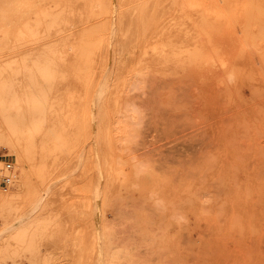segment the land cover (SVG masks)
<instances>
[{
  "label": "rangeland",
  "instance_id": "374dc122",
  "mask_svg": "<svg viewBox=\"0 0 264 264\" xmlns=\"http://www.w3.org/2000/svg\"><path fill=\"white\" fill-rule=\"evenodd\" d=\"M135 1L0 0V264H264V0Z\"/></svg>",
  "mask_w": 264,
  "mask_h": 264
},
{
  "label": "bare ground",
  "instance_id": "6f19581e",
  "mask_svg": "<svg viewBox=\"0 0 264 264\" xmlns=\"http://www.w3.org/2000/svg\"><path fill=\"white\" fill-rule=\"evenodd\" d=\"M101 1V0H100ZM112 1V0H111ZM116 1V0H115ZM119 1H121V0H119ZM124 1V0H123ZM135 1V0H134ZM138 1V0H137ZM143 1V0H142ZM142 1H140V2H142ZM158 0H150L149 1V4H151V5H149V4H147V5H149V7H148V11L146 12V14L145 15H147V13H149V14H151V16L153 17H158L159 15L161 16L162 15V12H161V10L162 9H159L158 7H157V3L154 5V3L155 2H157ZM128 2V1H127ZM130 2V1H129ZM128 2V3H129ZM136 2V1H135ZM134 2V3H135ZM159 2V1H158ZM160 2H161V0H160ZM164 2V1H163ZM123 3V2H122ZM133 3V2H132ZM132 3H131V5H132ZM137 3H139V2H136V4ZM162 3V2H161ZM78 4V3H77ZM104 4V3H103ZM112 4V3H111ZM118 4H119V2H118ZM124 4V3H123ZM114 5H115V3H114ZM113 5V6H114ZM160 5V4H159ZM91 6V5H90ZM100 6V5H99ZM120 6H121V4H120ZM123 6V5H122ZM122 6H121V8H122ZM128 6V5H127ZM143 6V5H142ZM141 6V8H143ZM77 7V6H76ZM103 7H104V5H103ZM102 7V8H103ZM116 7V6H115ZM124 7V6H123ZM126 7V6H125ZM120 8V9H121ZM132 8V7H131ZM141 8H139L140 9V11H142L143 12V10H141ZM89 9V8H88ZM90 9H92V8H90ZM134 9V8H133ZM144 9V8H143ZM113 10H115L114 8H113ZM119 10V9H118ZM103 11V10H102ZM139 11V13H141ZM103 12H105V11H103ZM90 13V12H89ZM98 13H100V12H98ZM125 13V12H124ZM104 14V13H103ZM110 14V13H109ZM108 14V15H109ZM135 14V13H134ZM148 14V15H149ZM127 15V14H126ZM139 15V14H138ZM114 16V15H113ZM144 16V15H143ZM150 16V15H149ZM148 16V17H149ZM159 16V17H160ZM93 17V16H92ZM96 17V16H95ZM99 17V16H98ZM103 17V16H102ZM111 17V16H110ZM122 17H123V15H122ZM135 17V16H134ZM113 18V17H112ZM117 18V17H116ZM136 18H137V16H136ZM98 20H99V18H97ZM102 19V18H101ZM115 19V18H114ZM128 19H129V17H128ZM141 19V18H140ZM144 19H147V21H148V18H145L144 17ZM143 19V20H144ZM150 19V18H149ZM152 19V18H151ZM157 19V18H156ZM113 20V19H112ZM118 20V19H117ZM124 20V19H123ZM96 21V20H95ZM108 21V20H107ZM139 21V20H138ZM146 21V20H145ZM93 22H94V20H93ZM104 22V21H103ZM133 22V21H132ZM159 22V21H158ZM112 23H114V21L112 22ZM163 23V22H162ZM162 23H161V21L159 22V23H156V26H157V29L158 28H164L163 27V25H162ZM98 24V23H97ZM100 24V23H99ZM103 24V23H102ZM106 24V23H105ZM119 24L121 25V23L119 22ZM119 24H118V26H119ZM127 24H128V21H127ZM137 24V23H136ZM143 25H144V23H142ZM160 24V25H159ZM94 25H96L95 23H94ZM104 25V24H103ZM115 25V24H114ZM113 25V26H114ZM129 25H130V23H129ZM145 25H147L146 23H145ZM144 25V26H145ZM162 25V27H160ZM85 26V25H84ZM96 26H98V25H96ZM100 26V25H99ZM117 26V27H118ZM127 26V25H126ZM137 26V25H136ZM91 27H95V26H91ZM106 27V26H105ZM122 27H123V24H122ZM127 27H129V26H127ZM154 27V26H153ZM89 28V27H88ZM101 28V27H100ZM107 28V27H106ZM105 28V30H107ZM111 28V27H110ZM110 28H109V30H110ZM113 28V27H112ZM111 28V29H112ZM141 28V27H140ZM96 29H98V28H96ZM115 29V28H114ZM123 29V28H122ZM152 29V28H151ZM156 29V30H157ZM165 29V28H164ZM163 29V30H164ZM82 30H83V28H82ZM88 31H91L90 29H87ZM86 30V31H87ZM93 30V29H92ZM104 30V31H105ZM139 30V29H138ZM143 30H145L144 28L142 29V31ZM163 30L161 31V29H160V31L161 32H163ZM108 31V30H107ZM126 31H127V28H126ZM136 31V30H135ZM139 31H141V30H139ZM85 32V31H84ZM93 32V31H92ZM102 32H103V30H102ZM109 32V31H108ZM158 32H159V29H158ZM158 32H156V36H157V34H158V38L160 37L159 35L161 34V32L160 33H158ZM135 33V32H134ZM92 34V33H91ZM93 34H94V32H93ZM97 34H98V32H97ZM100 34V33H99ZM110 34H111V32H110ZM126 34H127V32H126ZM130 34V33H129ZM85 35V34H84ZM117 35H119V34H117ZM162 35H163V33H162ZM162 35H161V37H162ZM88 36V35H87ZM102 37H103V35H102ZM109 37H113V35L112 36H109ZM122 37V36H121ZM154 37V36H153ZM153 37H151V35H149V33H148V31H146L145 33L143 32V33H136V35H135V37H134V39H133V42L135 43V44H140V45H142V47L140 48L139 47V49L138 50H136V51H134V54H136V56H142V55H145V54H148V52L154 47L155 48V46L157 45V47H159L158 45H161V43L162 42H157L159 39H156L157 37H155V38H153ZM102 39V38H101ZM112 39H114V38H112ZM132 39V38H131ZM155 39V40H154ZM98 40V39H97ZM100 40V39H99ZM110 40V39H109ZM107 41V40H106ZM160 41V40H159ZM86 42H88V41H86ZM100 42H101V40H100ZM112 42V41H111ZM121 42V41H120ZM122 42H123V40H122ZM129 42V41H128ZM164 42V41H163ZM85 43V42H84ZM84 43H82V44H84ZM94 43V42H93ZM107 43H108V41H107ZM106 43V44H107ZM119 43V42H118ZM156 43H159V44H156ZM88 44H90V45H92V43L90 42V43H88ZM87 44V47L89 46ZM102 44V43H101ZM105 44V43H104ZM104 44H103V46H104ZM105 44V45H106ZM120 44V43H119ZM133 44V43H132ZM156 44V45H155ZM85 45V44H84ZM93 45H95V46H93ZM92 46H90V47H88L87 48V50H85L84 52H86L85 53V55L84 54H81L80 55V57H83V59H81V60H83L85 63L84 64H86V63H88V62H96V63H100V62H104V54H105V50L101 47L102 45H100V46H96L97 44L95 43V44H93ZM108 45H110L109 43H108ZM117 45V44H116ZM111 47H113V46H111ZM115 47V46H114ZM136 47H137V45H136ZM136 47H134V48H136ZM110 48V47H109ZM134 48H132V51H133V49ZM107 49V48H106ZM125 49V48H124ZM127 49H128V47H127ZM71 50V49H70ZM112 50H113V48H112ZM111 50V51H112ZM129 50V49H128ZM108 51V50H107ZM121 52V51H120ZM131 52V51H130ZM114 52L112 51V54H113ZM121 54V53H120ZM75 57V56H74ZM80 57H78V59L80 58ZM131 57H133V56H131ZM150 57V56H149ZM109 58V57H108ZM112 58V57H111ZM127 58V57H126ZM77 59V58H76ZM122 59V58H121ZM136 59V58H135ZM141 59V58H140ZM117 60H118V58H117ZM142 60V59H141ZM74 61V60H73ZM130 61H132V59H130ZM81 62V61H80ZM102 62V63H103ZM136 63L137 61H133V63ZM147 62H148V60H147ZM101 63V64H102ZM108 63V62H107ZM122 63L123 62H120V64L122 65ZM126 63V62H125ZM138 63V62H137ZM140 63V62H139ZM75 64H76V62H75ZM89 64V63H88ZM87 64V65H88ZM92 64H94V63H92ZM143 64V63H142ZM98 65V64H97ZM100 65V64H99ZM108 65V64H107ZM120 65V66H121ZM129 65H131V64H129ZM93 66V65H92ZM135 66V65H134ZM137 67H138V65H136ZM146 66H148V65H146ZM100 67V66H99ZM127 67V66H126ZM125 67V68H126ZM89 68V67H88ZM88 68H86V69H88ZM95 68H96V66H95ZM131 68V67H130ZM138 68H140V66L138 67ZM146 68V67H145ZM104 69V68H103ZM144 69V68H143ZM89 70V69H88ZM92 70L93 69H91L90 71L92 72ZM96 70V69H95ZM98 70H100L99 68H98ZM97 70V71H98ZM102 70V69H101ZM100 70V71H101ZM134 70V69H133ZM83 71V70H82ZM85 71V70H84ZM89 71V72H90ZM100 71H98V72H100ZM107 71H108V69H107ZM106 71V72H107ZM117 72H118V70H117ZM121 72V71H120ZM123 72V71H122ZM85 73V72H84ZM94 73V72H93ZM103 73H105V72H103ZM119 73V72H118ZM117 73V74H118ZM124 73V72H123ZM133 73H135V72H133ZM99 74V73H98ZM102 74V73H101ZM105 75V74H104ZM83 76H84V74H83ZM89 76H91V75H89ZM107 76V75H106ZM112 76V75H111ZM100 77V76H99ZM97 78V77H96ZM101 78V77H100ZM105 79H106V77H104ZM122 78V77H121ZM87 80V79H86ZM89 80H90V78H89ZM101 80V79H100ZM98 81V80H97ZM108 81L109 80H107V83H108ZM86 82H88V81H86ZM99 82V81H98ZM110 82V81H109ZM112 83V82H111ZM125 83V82H124ZM105 84V83H104ZM94 85V84H93ZM102 86H103V84H102ZM106 86V85H105ZM98 87H99V85H98ZM104 87V86H103ZM108 87V86H107ZM114 87V86H113ZM89 88H91V86L89 87ZM89 88H87V89H89ZM105 88V87H104ZM104 88H102V90L104 89ZM116 88V87H115ZM119 88V87H118ZM106 90V89H105ZM104 90V91H105ZM109 90V89H108ZM122 90V89H121ZM101 91V90H100ZM91 92V91H90ZM88 93V92H87ZM101 93V92H100ZM106 93H108L107 91H106ZM102 95L104 94V92L103 93H101ZM109 94V93H108ZM118 94V93H117ZM104 95H106V94H104ZM117 97V96H116ZM102 98V97H101ZM105 98V97H104ZM104 102H106V101H104ZM103 104V103H102ZM101 105V104H100ZM111 105V104H110ZM104 107V106H103ZM11 113L9 112V111H7V110H3V109H0V147H3V146H12V143L14 142L13 140L15 139L16 140V138H15V135H14V133H13V131H12V127L10 126V123H9V115H10ZM45 138V137H44ZM42 142H43V145H47L48 143H49V141H48V137H46L44 140L42 139Z\"/></svg>",
  "mask_w": 264,
  "mask_h": 264
},
{
  "label": "built area",
  "instance_id": "2783aa9c",
  "mask_svg": "<svg viewBox=\"0 0 264 264\" xmlns=\"http://www.w3.org/2000/svg\"><path fill=\"white\" fill-rule=\"evenodd\" d=\"M6 169H7L8 171H10V169H11V164L8 163V162L6 163ZM10 180H11V177H10L9 174H7V175H4V176L2 177L1 182L4 183V184L6 185L7 183L10 182Z\"/></svg>",
  "mask_w": 264,
  "mask_h": 264
}]
</instances>
